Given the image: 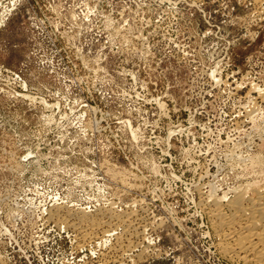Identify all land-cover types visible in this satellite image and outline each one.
Listing matches in <instances>:
<instances>
[{
	"label": "rangeland",
	"instance_id": "obj_1",
	"mask_svg": "<svg viewBox=\"0 0 264 264\" xmlns=\"http://www.w3.org/2000/svg\"><path fill=\"white\" fill-rule=\"evenodd\" d=\"M263 182L264 2L0 0V264L55 193L46 222L133 264H245L209 200Z\"/></svg>",
	"mask_w": 264,
	"mask_h": 264
},
{
	"label": "built area",
	"instance_id": "obj_2",
	"mask_svg": "<svg viewBox=\"0 0 264 264\" xmlns=\"http://www.w3.org/2000/svg\"><path fill=\"white\" fill-rule=\"evenodd\" d=\"M36 189L38 188L36 187ZM42 192L43 189H40L37 193ZM55 194H59V196L63 195H61V193ZM55 194L50 197V201L40 206H26L23 212L26 211L29 213V215L25 216L29 224L27 222V224H24L22 220L20 221V225L14 222L15 226L12 229H15L17 235L23 233V231H19L20 226L30 228L29 231L31 233L27 239L28 244H30L31 247L34 246L35 255L22 256L25 264H48L49 262L50 264H133L134 260L130 258V255L134 254L138 249L113 250L114 248L109 242H104V239L109 240L113 237L115 238L121 228L113 229V226H109V228L106 229H111L109 233H102L100 238L95 237V239L86 237V239H88L86 240L81 236L83 231L75 235L72 231H59L53 221L46 222V219L40 213L44 206H49L53 201L52 198L55 197ZM36 208L35 217H31V211H33V209L36 210ZM12 213L14 212L12 211ZM61 245H63V247ZM65 246L66 248L63 249ZM52 247H56L57 251H62L61 249H63L65 252L60 254L61 257L57 256V258L53 259L54 256L50 254ZM138 262H136V264H138Z\"/></svg>",
	"mask_w": 264,
	"mask_h": 264
},
{
	"label": "bare ground",
	"instance_id": "obj_3",
	"mask_svg": "<svg viewBox=\"0 0 264 264\" xmlns=\"http://www.w3.org/2000/svg\"><path fill=\"white\" fill-rule=\"evenodd\" d=\"M252 1L255 5L264 2ZM247 185L250 184L232 191L233 197L227 200L208 199L209 210L222 234L224 242L219 246L224 254L237 257L245 264H264V182L259 187Z\"/></svg>",
	"mask_w": 264,
	"mask_h": 264
}]
</instances>
